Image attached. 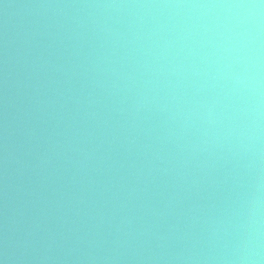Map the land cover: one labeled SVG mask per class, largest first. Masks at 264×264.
Instances as JSON below:
<instances>
[{"label": "water", "instance_id": "water-1", "mask_svg": "<svg viewBox=\"0 0 264 264\" xmlns=\"http://www.w3.org/2000/svg\"><path fill=\"white\" fill-rule=\"evenodd\" d=\"M0 264H264V0H0Z\"/></svg>", "mask_w": 264, "mask_h": 264}]
</instances>
